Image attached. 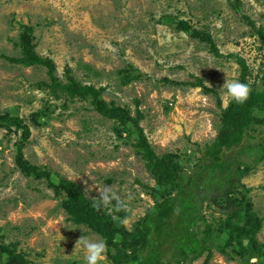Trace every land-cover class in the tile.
<instances>
[{
  "label": "rangeland",
  "instance_id": "374dc122",
  "mask_svg": "<svg viewBox=\"0 0 264 264\" xmlns=\"http://www.w3.org/2000/svg\"><path fill=\"white\" fill-rule=\"evenodd\" d=\"M236 11L228 0H0V113L19 115L31 134L22 149L33 165L51 172L57 181H76L95 200L98 187L111 186L127 210L123 224L130 231L154 199L155 186L146 160L132 146L135 138L114 131V122L93 110L89 100L58 99L39 86L48 80L43 66L12 63L23 26L30 28L35 51L51 58L63 81L66 66L82 83L104 87L107 101L126 105L135 116V100L144 114L139 125L156 155L174 152L183 172H193L219 126L225 107L226 80L238 79L241 58L248 80L264 88V0H239ZM166 16L187 21L208 32L218 50L206 41L171 27ZM253 22V25L245 19ZM218 54V55H217ZM130 71L123 83L121 72ZM130 68V69H129ZM195 82L202 87L166 82ZM217 96V97H216ZM40 111L38 124L30 114ZM258 148L247 154L251 170L242 175L236 196L247 195L252 211L262 219L257 239L264 243V132L256 133ZM15 134L0 129V237L16 242L31 264H86L81 236L103 240L84 225L74 224L60 207V198L45 181L26 176L14 165ZM201 172V171H200ZM149 187V188H148ZM112 204L107 212H111ZM207 222L224 213L202 204ZM205 224L199 223L198 229ZM223 233L206 253L190 264H264V258H239ZM164 264H172L170 256ZM101 264H112L107 256ZM188 264V262H185Z\"/></svg>",
  "mask_w": 264,
  "mask_h": 264
},
{
  "label": "trees",
  "instance_id": "16d2710c",
  "mask_svg": "<svg viewBox=\"0 0 264 264\" xmlns=\"http://www.w3.org/2000/svg\"><path fill=\"white\" fill-rule=\"evenodd\" d=\"M228 2L236 11L240 9L239 0ZM166 21L174 29L206 41L218 53L208 32L193 28L187 21L176 17L166 16ZM247 21L253 25L252 21ZM256 33L264 41L263 29H257ZM33 40L30 28L23 26L16 41L19 54L4 58L24 66L45 67L48 80L41 81L39 86L45 90L48 98L65 96L89 100L93 110L114 122L113 129L119 137L126 132L135 138L132 146L145 158L146 167L155 181L154 187H148L149 193L154 196L152 210H148L129 231L122 222L128 214L120 200L113 199L111 212H107L106 208H95L94 200L85 195L76 181L65 177L54 181L49 170L31 164L23 155L22 149L31 134L30 125L19 115L8 111L0 113V129H4L7 134L17 135L13 142L15 167L26 176L45 181L60 198V207L69 221L84 225L100 235L107 244L106 253L112 264H164L167 256L173 259L172 264H190L204 253L206 263L211 256L212 242L223 233L228 235L227 243L236 246L235 253L239 258H264V243L257 239L262 219L252 211V204L246 194L236 196L242 175L251 170L250 163L246 161L247 154L250 155L260 145L254 142L256 133L264 132V88L248 80L249 68L243 59L236 58L240 65L238 80L250 86V98L242 105L229 101L227 106L221 107V101L216 96L220 107L217 134L198 158L196 169L187 173L182 171L177 162L176 153L155 154L139 125L144 114L138 108V100H135L136 115L133 116L126 105L105 100L102 96L104 87L82 83L68 66L64 69L63 81L56 75L53 60L35 51ZM130 68L128 72H121V75L127 74L121 78L123 83L131 78L129 73L133 68ZM165 81L200 86L205 92H214L204 86L200 79L195 82H175L165 78ZM261 83L264 84V75ZM40 114V111L32 112L31 122L38 124ZM263 157L262 153L252 161ZM205 201L208 207L225 216L207 222L201 212ZM200 222L205 224L201 230L198 229ZM16 246V242L4 243L0 237V264H31Z\"/></svg>",
  "mask_w": 264,
  "mask_h": 264
},
{
  "label": "clouds",
  "instance_id": "9594fccd",
  "mask_svg": "<svg viewBox=\"0 0 264 264\" xmlns=\"http://www.w3.org/2000/svg\"><path fill=\"white\" fill-rule=\"evenodd\" d=\"M226 89L225 106L229 101H235L236 104H244L251 95V88L247 83L241 82L238 79H229L226 74V80L222 85ZM97 198L93 201V206L97 209L100 207H108L113 199L119 202V198L112 190L111 186L98 187ZM76 245H83L85 249L86 264H101L106 258L107 244L104 240L90 239L81 236L76 241Z\"/></svg>",
  "mask_w": 264,
  "mask_h": 264
}]
</instances>
